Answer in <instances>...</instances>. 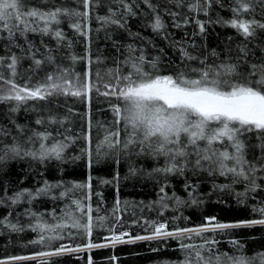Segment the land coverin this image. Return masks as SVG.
<instances>
[{"label": "snow or ice", "instance_id": "snow-or-ice-1", "mask_svg": "<svg viewBox=\"0 0 264 264\" xmlns=\"http://www.w3.org/2000/svg\"><path fill=\"white\" fill-rule=\"evenodd\" d=\"M217 8L230 12V18ZM165 16L171 28L182 32L179 39ZM137 18L166 47L133 32L130 21ZM213 26L230 28L236 36L210 47ZM101 32L116 53L103 76L99 66L108 57L94 56L92 48ZM120 32L133 42L117 39ZM237 36L242 39L236 41ZM0 43L5 53L0 55V207L7 209L0 229L33 233L23 247L39 249L0 264H54L53 258L105 247L91 242L93 230L108 219L93 216L99 212L93 196L102 203L103 193L93 191L91 170L102 163L115 169L112 180L100 183L116 189L111 214L117 222L122 165L127 168L124 181H150L158 189L156 200L139 202L141 211L155 210L160 218L172 213L171 221L145 219L147 235H116L109 227L113 245L175 241L173 251L182 258L160 264H264V251L248 255L245 241L236 238L224 241L229 251H222L217 239L239 229L264 228V197L250 205L259 218L221 222L216 215H204L194 227L178 223L190 219L185 208L225 205L226 196L249 206L264 192V0H0ZM81 43L84 52L78 55L74 49ZM93 93L97 102L99 97L108 102L112 113L108 125L96 121L103 136L97 133L95 144ZM69 98L84 110L68 106ZM77 145L78 154H73ZM81 160L87 179H65V166ZM29 177L34 182L24 187ZM173 181L180 182L183 195ZM46 203L50 211L34 207ZM131 207L135 215L137 205ZM80 234L87 244L63 243Z\"/></svg>", "mask_w": 264, "mask_h": 264}, {"label": "trees", "instance_id": "trees-1", "mask_svg": "<svg viewBox=\"0 0 264 264\" xmlns=\"http://www.w3.org/2000/svg\"><path fill=\"white\" fill-rule=\"evenodd\" d=\"M157 0H153V3H156ZM141 8L144 11L147 9L141 5ZM173 10H177L173 8ZM186 12V9L180 10ZM218 11L221 16L225 18H230L231 13L222 10L215 9ZM215 11L213 13V18H215ZM105 13L104 9L100 10V14L103 15ZM204 19L203 16L200 17ZM257 19L261 17L257 15ZM149 19L151 17L149 16ZM165 22L169 25V31L179 39L182 35L180 30H176L171 28V19L167 16L164 17ZM140 19H134L130 21V27L133 32L139 31L143 36L148 37L153 40L154 43L158 44L161 47H166V44L163 40L160 39L159 36H156L152 33L150 28L140 27ZM65 31L69 32L71 36V32L67 29L65 25ZM92 27H97L96 22L92 21ZM187 31L191 32L192 28L189 27ZM217 33H219V37H217ZM104 33H100V40L96 42L94 40L92 48L94 56L99 54L101 57H108L104 64H101L100 70L103 76V72L106 68L112 67L113 62L111 57L115 56L116 53L111 47L110 42H106L103 39ZM227 36H236L235 31L230 28H221L219 26H213L209 30L208 42L210 47H216L217 44L221 43L225 40ZM117 39L121 40L124 43H130L131 41L126 33L120 32ZM241 37H236V41L241 40ZM136 43H139L138 41ZM222 46V45H221ZM99 49V52H97ZM74 51L78 55H83L84 46L83 44L76 45ZM3 52V44L0 43V55H4ZM171 54V51H169ZM67 62V61H66ZM27 67V64H25ZM77 71H81L83 69V64H79L76 66ZM96 65H93V71H95ZM106 79V78H105ZM22 83V81H18ZM103 90V88H101ZM68 106L73 107L75 110L83 111V106L79 103L75 102L72 98H69L67 101ZM0 110H3V106L0 105ZM21 122H23V116L20 117ZM112 120V113L109 108V104L103 97H99V102H97V97L95 93H93V123H94V131H93V144H95L97 139V133L102 138L103 130L97 129L95 127L96 121L102 122L104 125H108ZM78 130V124L73 128V131ZM79 145L73 154H78ZM127 171L126 165H122L120 168L121 174V183L119 188V199L121 200V208L122 211L117 213L121 217V220L117 222L115 217L112 216V208L116 199V189L112 184H101L100 180L107 179L112 180V177L115 173V169L111 167L109 164H100L99 166H94L91 170V175L93 177V191H99L103 193V202H99V198L95 195L93 196L92 204L93 208H99V212H93V216L98 214L100 216H107L108 219L104 223V227H97L93 230V234L91 237V242L94 244L105 245L108 240L111 238H107L109 234H113V232H109L108 228L112 227L114 229V233L120 234L121 232H128L131 236L135 235H147L148 232L144 230V220H152V219H167L171 221V212L165 213L163 218L157 217L155 210H149L148 208H144L143 211L140 210L139 202L143 201L145 204H148L151 201L157 199V191L158 189L154 188L150 181H141L138 183H133L131 181H124L123 176ZM88 170L84 166V161H78L76 163H70L65 166V175L64 178L67 180H75V181H85L87 179ZM21 178L22 174H21ZM48 178L52 179L53 174L49 173ZM33 179L29 177L25 180L24 187H31L33 184ZM176 184V190L179 194L183 195V192L180 188L179 181H173ZM202 189L204 191L208 190V185H203ZM171 191V190H169ZM261 197H264V192L258 193L256 196V201L249 200V206H239L236 204V201L232 197H224L226 204L225 205H217L215 203L209 202L205 204L202 209H183L184 216L190 217L188 221L181 219L178 221L181 227H194L199 225L202 222V218L204 215H216L218 220L221 222H234L238 220L244 219H252L259 218L258 216H254L251 212L250 205L255 202H258ZM215 199V197L213 198ZM128 201L129 207L124 208L123 202ZM136 204L137 207L135 209V215H132L133 208L131 204ZM63 205H57V208L62 207ZM37 211H45L51 210L52 205L50 203H46L43 205L37 204L34 206ZM21 207L18 211H22ZM7 215V209L0 207V219H3L4 216ZM133 220H138L139 223L133 224ZM26 223V221H22ZM171 223L169 227H173ZM251 237H256V239H251ZM34 238V234L30 232L14 234L9 233L5 229H0V260H6L8 257L13 255H21V254H31L34 251H38V248H33L32 246L23 247L30 239ZM128 238V237H127ZM230 238L241 239L245 241V250L248 255H252L256 251H264V228L259 226L252 229H239L235 230L231 236H217V239L221 240L220 249L222 251H229V247L224 241H227ZM63 243L69 244L72 246L80 245L83 246L88 243V238L83 236V234L76 235L74 239L64 240ZM167 244L169 247H165ZM153 247H160L162 250L159 252H152L151 249ZM173 249H178V244L175 241H166L164 243H159L157 241H138L136 243H124V244H115V245H106L105 247L87 249L79 253L66 254L59 258H53L54 264H88V259L91 257L92 264H160V261L163 260H176L178 258H182L181 254L178 251H173ZM113 256L116 257L115 260L111 259ZM29 264H39V261L29 262Z\"/></svg>", "mask_w": 264, "mask_h": 264}, {"label": "rangeland", "instance_id": "rangeland-1", "mask_svg": "<svg viewBox=\"0 0 264 264\" xmlns=\"http://www.w3.org/2000/svg\"><path fill=\"white\" fill-rule=\"evenodd\" d=\"M124 239L127 240L128 238L124 237ZM108 244L112 245L111 240H108L107 243H105V245H108Z\"/></svg>", "mask_w": 264, "mask_h": 264}, {"label": "water", "instance_id": "water-1", "mask_svg": "<svg viewBox=\"0 0 264 264\" xmlns=\"http://www.w3.org/2000/svg\"><path fill=\"white\" fill-rule=\"evenodd\" d=\"M112 235H113V234H109V235L107 236V238H111ZM117 235H119V234H117Z\"/></svg>", "mask_w": 264, "mask_h": 264}]
</instances>
